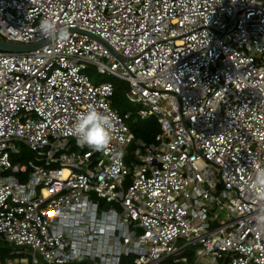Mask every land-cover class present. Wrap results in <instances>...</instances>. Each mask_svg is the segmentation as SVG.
<instances>
[{"label":"built area","instance_id":"2783aa9c","mask_svg":"<svg viewBox=\"0 0 264 264\" xmlns=\"http://www.w3.org/2000/svg\"><path fill=\"white\" fill-rule=\"evenodd\" d=\"M45 17L67 37H43ZM0 39L47 42L0 51V244L14 264H264V202L248 189L264 165V0H0ZM92 68L128 84L159 124L153 142ZM89 107L113 116L107 152L72 135ZM20 147L35 161H16Z\"/></svg>","mask_w":264,"mask_h":264},{"label":"clouds","instance_id":"9594fccd","mask_svg":"<svg viewBox=\"0 0 264 264\" xmlns=\"http://www.w3.org/2000/svg\"><path fill=\"white\" fill-rule=\"evenodd\" d=\"M39 32L48 39L67 37V33L58 32L56 23L50 18L39 21ZM113 116L95 107L81 112L75 123L72 135L80 146H86L97 152H107L112 140ZM255 174L250 178L248 189L257 202H264V165L254 163ZM113 215H116L113 210ZM257 224L264 227V207L257 211ZM103 226V225H102Z\"/></svg>","mask_w":264,"mask_h":264},{"label":"rangeland","instance_id":"374dc122","mask_svg":"<svg viewBox=\"0 0 264 264\" xmlns=\"http://www.w3.org/2000/svg\"><path fill=\"white\" fill-rule=\"evenodd\" d=\"M87 74L90 77L91 81L95 84H101V83H105V82H111L112 84H114L115 82H119V83H122V85H123V91L129 90V86L127 83L120 81L119 79H116L114 77L100 75V74H98V72L95 68L90 69L87 72ZM138 110H139L138 105L132 104L126 99L124 101L122 100V102L120 103V106H119V112H124L127 115L129 112H132L134 114L132 116V118H130V120H125V123L134 132V135L135 134L136 135L141 134L143 131V128L148 126V120L147 121L142 120L137 115ZM153 141L154 140H152L151 142H153ZM20 148L22 149V154H20V155H18V157H16L17 158L16 161L21 162L23 164H26L29 161H35V154L32 151H30L24 147H20ZM17 251L18 250L15 247H10L9 244H6L4 242L1 243L0 244L1 264H14L15 260L19 258V256L17 255ZM195 251H196V248H194V251H193V248H191V250H190L191 257L193 254L192 260H194V252Z\"/></svg>","mask_w":264,"mask_h":264},{"label":"trees","instance_id":"16d2710c","mask_svg":"<svg viewBox=\"0 0 264 264\" xmlns=\"http://www.w3.org/2000/svg\"><path fill=\"white\" fill-rule=\"evenodd\" d=\"M113 85H114V95L112 97L111 103H112V107L119 112L120 103L122 102V100L123 101L125 100V94H126L127 90L123 91L122 83L115 82ZM119 113L120 114L122 113L121 115L124 117L127 115L124 112H119ZM129 113L131 115L126 117L125 120H130V118H132V116L134 115L132 112H129ZM147 120H148V126L143 128V131L141 134H138V135L135 134L134 136L136 139H141L145 142L150 143L152 140H154L156 134L160 131V128H159V124H158L156 119L150 118V119H146V121ZM131 132L134 134V132L132 130H131Z\"/></svg>","mask_w":264,"mask_h":264},{"label":"water","instance_id":"95a60500","mask_svg":"<svg viewBox=\"0 0 264 264\" xmlns=\"http://www.w3.org/2000/svg\"><path fill=\"white\" fill-rule=\"evenodd\" d=\"M47 42L33 44V45H25V44H15L7 42L3 39H0V51L1 52H10V53H25L34 51L40 47H42Z\"/></svg>","mask_w":264,"mask_h":264}]
</instances>
